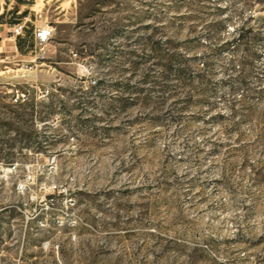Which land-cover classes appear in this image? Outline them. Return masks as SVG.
<instances>
[{
    "label": "rangeland",
    "instance_id": "obj_1",
    "mask_svg": "<svg viewBox=\"0 0 264 264\" xmlns=\"http://www.w3.org/2000/svg\"><path fill=\"white\" fill-rule=\"evenodd\" d=\"M5 3L0 264H264V0Z\"/></svg>",
    "mask_w": 264,
    "mask_h": 264
},
{
    "label": "built area",
    "instance_id": "obj_2",
    "mask_svg": "<svg viewBox=\"0 0 264 264\" xmlns=\"http://www.w3.org/2000/svg\"><path fill=\"white\" fill-rule=\"evenodd\" d=\"M26 22L27 21L23 20L17 23H13L9 26V33L11 34V37L13 39L24 37V32L27 29ZM32 34H33V47L36 48V46H44L50 41L52 37V28L48 26L34 28ZM28 48H29V45H28ZM14 96H15L14 102H18L19 100L23 101L24 94L19 95L16 92ZM15 169H16V166L12 165L10 168V172ZM29 180H31L30 174L25 175L23 180L17 183L16 185L17 190L23 191L26 188V183H28Z\"/></svg>",
    "mask_w": 264,
    "mask_h": 264
},
{
    "label": "crops",
    "instance_id": "obj_3",
    "mask_svg": "<svg viewBox=\"0 0 264 264\" xmlns=\"http://www.w3.org/2000/svg\"><path fill=\"white\" fill-rule=\"evenodd\" d=\"M3 2V3H2ZM0 4H1V7H0V16L3 14V12H4V8L2 7V4H6L5 3V0H1L0 1ZM24 7H26L25 6V4H22V7L21 8H24ZM8 10H9V7H7V9H5V13H4V16H6L7 14H8ZM22 10H24V9H21V10H18L17 12H15L14 13V11H12L11 12V15H13V14H15V15H21L22 14ZM24 14V13H23ZM24 18H26V17H24ZM3 26H7V27H9L10 25H8V24H5V25H0V27H3ZM9 40H12L13 38L11 37V38H8ZM28 48V44L26 43V44H24V41H22V44L20 45V49L23 51V50H26Z\"/></svg>",
    "mask_w": 264,
    "mask_h": 264
}]
</instances>
